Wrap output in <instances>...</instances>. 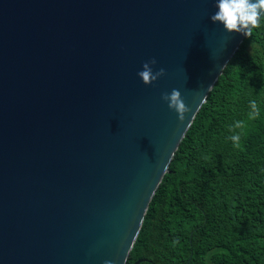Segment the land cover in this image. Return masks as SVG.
I'll use <instances>...</instances> for the list:
<instances>
[{"label": "water", "instance_id": "1", "mask_svg": "<svg viewBox=\"0 0 264 264\" xmlns=\"http://www.w3.org/2000/svg\"><path fill=\"white\" fill-rule=\"evenodd\" d=\"M216 2L0 0V264H127L247 37L211 21ZM153 57L167 74L146 85ZM174 88L183 121L161 99Z\"/></svg>", "mask_w": 264, "mask_h": 264}, {"label": "trees", "instance_id": "2", "mask_svg": "<svg viewBox=\"0 0 264 264\" xmlns=\"http://www.w3.org/2000/svg\"><path fill=\"white\" fill-rule=\"evenodd\" d=\"M255 100L259 116L248 119ZM237 121L247 127L235 129ZM241 134L240 147L230 137ZM264 264V22L177 149L127 264Z\"/></svg>", "mask_w": 264, "mask_h": 264}, {"label": "clouds", "instance_id": "3", "mask_svg": "<svg viewBox=\"0 0 264 264\" xmlns=\"http://www.w3.org/2000/svg\"><path fill=\"white\" fill-rule=\"evenodd\" d=\"M216 7L218 11L210 16L211 21L222 24L230 34L235 32L249 36L254 26L264 22V0H217ZM157 63L158 61L154 57L143 63V70L138 72V76L142 78L144 84L151 85L167 74L166 69L163 67L157 71L153 70V66ZM161 99L167 103L171 110L178 114L180 121L184 120L185 113L191 111L178 89L174 88L170 93L163 92ZM250 108L248 119L255 120L260 114L255 100L250 102ZM246 127L245 121H237L234 125L235 129L243 130ZM230 139L235 147H240V133L232 135ZM105 264H112V262L105 261Z\"/></svg>", "mask_w": 264, "mask_h": 264}]
</instances>
